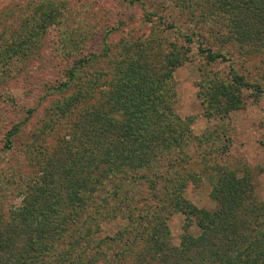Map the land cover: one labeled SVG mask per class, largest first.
I'll list each match as a JSON object with an SVG mask.
<instances>
[{"label": "trees", "instance_id": "trees-1", "mask_svg": "<svg viewBox=\"0 0 264 264\" xmlns=\"http://www.w3.org/2000/svg\"><path fill=\"white\" fill-rule=\"evenodd\" d=\"M173 7L193 29L184 31L171 14L158 19L184 43L198 45V97L206 117L225 118L241 109L245 91L257 100L264 76L251 81L231 68L229 80H222L206 66L229 61L228 44L264 54V0H176ZM157 10L145 12V23ZM61 14L41 11L29 29L13 32L10 42L2 38L0 86L10 81L12 61L28 58ZM166 41L131 34L119 42L118 55L105 43L100 57L72 62L57 88L71 95L56 104V123L46 127L51 124L48 131L54 132L63 125L59 119L71 121L50 150L29 146L30 174L11 167L10 180L3 181L19 204L0 207V264H264V202L255 194L253 176L203 158L197 171L185 169L189 120L173 112L176 94L169 83L191 48ZM94 63L105 70L83 79L82 71ZM20 125L7 132L8 149ZM211 136L202 138L208 148L219 143ZM205 174L213 210L197 208L182 195ZM173 214L184 216L177 245L168 226ZM114 220L122 222L118 231L101 236L103 223ZM193 227L196 233L189 232Z\"/></svg>", "mask_w": 264, "mask_h": 264}, {"label": "rangeland", "instance_id": "rangeland-1", "mask_svg": "<svg viewBox=\"0 0 264 264\" xmlns=\"http://www.w3.org/2000/svg\"><path fill=\"white\" fill-rule=\"evenodd\" d=\"M128 1L0 0V47L4 36L10 42L13 32L20 35L25 27L29 29L32 24L37 23L41 18V11L62 13L61 17H54L55 24L47 28L42 42L34 47L28 58L12 61L10 81L0 86V207L19 204L13 193L16 191L3 182L4 179H9L11 167L19 173L30 174L31 170L30 167L27 168L25 159L29 146L50 150L61 138L64 125L71 121L59 119L57 124L63 125L58 126V130L54 132L48 131L51 124L46 127L54 121L53 116L51 121L52 113H58L55 110L56 104L71 95V92L61 93L57 88L65 81L72 62L91 54H98L96 56L100 57L105 43L111 47L113 54L118 55L119 42L129 40L131 34L135 37L151 34L159 39L166 36L165 45L177 42L185 48H191L187 61L172 69L169 83L176 94L173 112L178 118L189 120L191 137L185 151L189 163L185 165V169L197 171L203 158L219 165L222 162L239 170L240 175L249 172L253 176L255 194L264 202V91L257 100L250 91H245L242 93L244 106L241 109L225 118H207L198 97L202 80L199 68L203 64L197 55L198 45L184 43L179 38L180 35L174 34V28L169 29L170 25L158 17L171 14L175 20H179L184 31L193 29V23L188 17L179 16L178 10L173 7L176 0H138L131 4ZM156 7L157 16L145 23V12L153 11ZM81 38V43L74 42ZM225 46L227 50L224 53L230 56L229 61L206 66L208 74L229 80L232 68L237 75H242L247 80H262L264 54H253L234 44ZM164 50L168 52L169 48ZM102 70H105L104 64L94 63V66L84 69L80 76L91 79ZM261 83L264 84L263 80ZM19 124L20 131L12 139V146L8 149L5 145L6 134ZM209 133L212 134V140L216 136L220 139L217 145L208 148L202 138ZM211 190V183L205 174L200 183H189L182 195L197 208L213 210L216 204L210 198ZM147 195L148 193H143V196ZM121 224L117 220L103 223L101 236L114 234ZM183 224L184 216L181 214H173L168 221L175 245L179 243L183 233ZM196 231V227L189 230L191 233Z\"/></svg>", "mask_w": 264, "mask_h": 264}]
</instances>
